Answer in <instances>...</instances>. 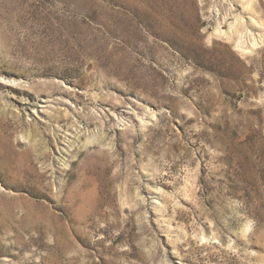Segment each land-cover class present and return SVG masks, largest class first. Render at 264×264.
<instances>
[{"label":"rangeland","instance_id":"1","mask_svg":"<svg viewBox=\"0 0 264 264\" xmlns=\"http://www.w3.org/2000/svg\"><path fill=\"white\" fill-rule=\"evenodd\" d=\"M0 264H264V0H0Z\"/></svg>","mask_w":264,"mask_h":264}]
</instances>
